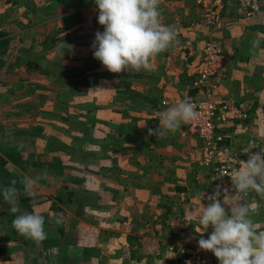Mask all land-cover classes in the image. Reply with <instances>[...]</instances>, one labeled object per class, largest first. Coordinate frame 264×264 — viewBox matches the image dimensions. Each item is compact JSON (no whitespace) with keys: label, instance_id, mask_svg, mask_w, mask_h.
Listing matches in <instances>:
<instances>
[{"label":"crops","instance_id":"0c3cea01","mask_svg":"<svg viewBox=\"0 0 264 264\" xmlns=\"http://www.w3.org/2000/svg\"><path fill=\"white\" fill-rule=\"evenodd\" d=\"M33 1L34 3H32ZM94 2L95 0H0V54L2 53L0 57L4 55V57L0 58V64L3 63L7 55L9 59H12L14 48H10V43H13L12 39L16 36L14 32H19V34L22 35L18 37L20 43L17 44L18 46L15 45L18 56L14 55V57H19V59L15 63L9 61V64L12 63L13 66H16L18 62L25 70H27L28 67H35L37 70L45 71V69L39 67L40 62L45 60L47 61V69L57 72L53 73V77L49 78V76H47L48 78L40 83L35 82H38V80L41 81V78L35 79L34 84L36 85L38 93H40L41 89L53 92L51 95H49L50 93L46 95L51 98L52 103L51 105L47 104L48 100L44 98L28 99L26 103L20 107L19 112L16 113H20L21 116L23 115L27 123L23 122L21 119H16L18 123H15V126L14 122H11L14 120V115H12V112H9L11 111V105H9V103L6 105V103L0 102V108L3 109L1 113L3 123L0 122V148L4 151L2 154L3 156H0L5 160L4 166L1 168L4 173L3 175L5 176L6 173H8L16 177L21 176V174L27 176L26 171L28 170L30 172H38L40 169H43L47 164L46 159H48V157L61 155L60 157L68 156V158L72 159V157H79V154H86V157H98V162L91 160L85 161L82 166V171H84V173L88 171L97 175L94 178H101L106 177L104 174H107L109 169L114 168L115 174L117 173L118 175L120 172L121 177L123 173L124 179H127L125 182L122 181L117 185L119 193L116 197V201L119 205L126 202L125 200H128V197L133 196L135 193L142 195L143 198L152 193H167L170 195L177 193L180 189L187 191L188 195L192 194L193 190L189 188L198 181V179L195 178L196 173L193 172L194 170L192 171V168L197 166L196 158L200 154V140L194 134L189 133L183 124L175 133L166 131L165 135L159 139L155 135L149 136L148 128H156L159 126V114L161 113H155L160 111V107L161 109L163 107V110L169 108L170 104H160L162 98H166L170 101L174 96H183L186 94L194 95L197 92L196 88L191 86L193 74L190 75L188 72L183 73V76L187 74L188 87L185 83H178L181 85L180 87L172 88L171 91L168 92L167 90H169V88L166 86L162 89L163 91L157 89V94L154 93L155 90L149 92L150 95L156 99L154 104L151 101L137 97L131 100L128 95L129 93L125 94V92H123L125 86L124 79L121 75H115L114 73L116 83L118 84L115 85L113 83L112 87L107 84L105 90L99 91L105 98L101 103H96L95 105L91 103L92 96L96 95L99 97L98 94L100 93H97L98 91H90L92 87L89 84L85 85L80 83L74 90L71 88V83L75 78L73 75L76 72L73 68L75 66L84 67V70L90 63H84V61L78 60V53H74L72 44L68 43H70V39H73L79 41L81 44L88 43L86 46H91L92 40L90 34L87 36L88 40H86V36L81 35V31L76 34L79 35L78 37H71L69 34H66L69 28L66 27L67 25L61 26V22L73 19L74 22L85 23L84 21L88 18L87 21L91 20L88 24L91 28L103 27L101 25L96 26L92 22V19L95 17L94 15H97V13L93 11ZM90 14L92 15L90 16ZM236 14L234 13L232 17L236 16ZM232 17H229L225 10L223 11V21L227 19L230 20ZM237 19L240 22H236V24L233 23V27L230 24H224L226 27L217 28L213 30L211 34L213 33V35H216L220 39V43L223 42V44L230 40L231 44L235 45L232 47L233 49H236V44L242 43V48L240 49L243 53H241L242 55L239 53L232 55L231 47L229 45L226 47L230 52L228 51V57L222 67L223 79L218 90V95L222 99L231 98L235 100H245L246 104L250 99L254 100L257 97V91L255 90H258V86H254L252 81L256 80L258 82L259 79H255L256 75L251 66L253 63V61H251L253 55H250V52H253L251 50L252 46L249 44L246 46L243 45V39L248 41L249 37L256 38L257 36H262L260 32H262L261 29L264 24V13L260 11L257 15L245 19L246 21L238 17ZM239 24L242 26V31L240 32H242L243 35L242 38L237 37L238 39L236 40H238V42L236 41L235 44L233 43L235 41L234 30ZM90 27L83 26L80 29L84 30V28H87V32L92 34L93 28L91 29ZM218 30H220V32H218ZM28 33L30 35H28ZM34 33L36 35L33 36ZM72 33H74V31H72ZM63 37H67V46L63 41H60ZM188 42L187 45L193 44L189 40ZM262 47L263 43L261 42L260 47L254 53L260 55ZM244 49L248 52L245 51L244 53ZM170 50L171 49H167L162 52L166 56V63H164V66H170L173 61V58L171 59L169 57L170 53H172ZM54 52L55 56H58L57 54L59 53L63 59H53L52 55ZM238 57L241 59H238ZM62 60L64 62H61ZM61 67L66 70L62 71L60 69ZM71 71H73L72 75L67 74V72ZM11 74L15 73H7V77H10ZM155 74H157L160 79L168 82L169 79L166 78V76L171 75V72L167 71L166 75L161 72V75H159L160 73L155 70ZM178 75L179 73L177 76L175 74L174 77L178 78ZM21 76L23 75H17V79L14 82L1 78L0 84H3L6 90L12 91L14 87H21L18 84L21 82ZM80 76H85V74L81 75L80 73ZM24 78L26 79L25 75ZM142 78L143 71L134 70V75L130 78L131 88L145 91V89L134 86L135 83L139 84L140 81L138 80ZM169 85L171 86V84ZM8 91L7 93L10 95ZM19 91L24 95L26 92L28 93L26 87H22ZM83 92H87L85 94H88V96L83 95ZM64 95L67 96L66 99ZM76 100H78V102ZM256 101L257 100L254 101V105L258 103ZM248 110L249 109H247V111ZM76 111H78V113H76ZM99 111H101V113H99ZM96 113L99 114L97 118L100 122H96V119H94L95 116H91ZM47 114L51 116L48 117V121L44 119V115ZM60 114L65 117H61L63 121L59 120L60 116L57 117ZM112 114H114V118L111 117ZM249 115H251V111L248 113V117L242 121L220 124L216 127L217 132H222L227 135L224 142H227L230 136L236 134L231 128L238 126L237 124L239 123H243L247 118L249 119ZM8 116L10 117L7 118V120L6 117ZM65 119H67L66 122H64ZM251 126L252 124L250 127ZM254 127L251 128L257 133L252 132L250 134L253 137H258L262 127ZM51 138L57 140L56 144L49 141ZM79 143L82 145H79ZM13 144H19L20 150H16H18V156L22 157V159H19L20 161H18L17 154L15 160L6 156V153H11L10 147ZM74 152L77 156L72 155ZM31 157H34V159ZM24 163H27V166H25ZM98 168L101 170L99 171ZM78 170L79 169H77V171ZM100 172L101 174L99 175ZM38 174L37 176L39 179L40 176ZM57 182L58 181H56V183ZM100 182L103 184L102 182L105 181ZM154 182H159L161 184L159 189H153ZM123 183L127 184L123 186ZM104 184L106 185V183ZM45 186H49L48 182H43L42 185H39L40 188L46 189ZM129 186L132 190H128L127 192L122 191L124 190L123 187L128 188ZM22 195L25 198L24 192H22ZM130 203L132 206H128V208H135L138 203L140 204H138L139 208L137 209H156L159 207L158 203L147 201H132ZM166 204L167 206L173 205L171 202H167ZM91 206V204L85 205V209ZM202 206L204 205L202 204ZM57 207L53 208L57 209ZM124 208L125 207H123L122 210H124ZM47 222L49 223L48 225L55 226L49 221ZM46 234L47 238L42 241L43 245H46L48 241L61 237V231L59 232L58 229L55 234L49 230ZM11 238L14 237L11 235ZM126 240L131 243L133 238L127 235ZM18 249L19 250L15 251V254L10 253L5 255V252L0 253V264H27V258L25 256L29 248H21V246H19ZM154 249L155 246L148 264H161L163 258H161L160 254L163 255L164 258L166 255L159 253V251L155 252ZM40 250L43 251L42 246H40ZM4 257H6V260L3 259ZM46 262L51 264L50 259Z\"/></svg>","mask_w":264,"mask_h":264},{"label":"rangeland","instance_id":"374dc122","mask_svg":"<svg viewBox=\"0 0 264 264\" xmlns=\"http://www.w3.org/2000/svg\"><path fill=\"white\" fill-rule=\"evenodd\" d=\"M32 3H34V1ZM259 4L258 12L256 11L247 16L240 11V0H226L225 8L227 9H225V11L227 15L232 17L234 13L237 14L230 20L227 19L226 21H223L222 16L221 27H226V24L232 25L233 23L236 24V22H240L237 17L239 19L245 20L248 19V17L257 15L260 11H263L264 13V0H259ZM93 8L94 13H97L98 15L99 10L95 5V2L93 3ZM159 11L162 15V23L173 26L178 31L177 39L179 43L168 48L171 49L170 51L172 52L170 53L169 57L171 59L173 58V61L170 65L171 67L164 66V63H166V56L161 52L152 58V70H142L143 78L138 80L140 81L139 84H134L135 87L145 89L146 92L155 90L154 93L156 94L157 89L162 90L165 86L169 88L167 92L171 91L172 88L180 87L181 85L178 83H185L187 86V74L186 76H183V73H186V69L183 65V51H189L190 48H192L193 51L194 49L196 50V48H199L203 41L209 37L220 43V39L216 35H213V33L211 34L213 30L210 32V30H207V27L203 25L200 11L193 0H161ZM91 15L92 14H90V16ZM71 20L73 19L61 22V26L67 25L66 27L69 29H67L66 34H69L71 37H78L79 35L76 34L81 31V35L86 36V40H88L87 36L90 34L91 40L93 42L96 31L99 30L102 32L104 30L103 27H92L93 30L91 34L87 32V28H84V30L80 29L83 26L90 27L88 24L91 22V20L87 21L88 18H86L84 21L85 23H77L74 22V20ZM194 22L197 24H193ZM241 28L242 26L239 24V26H237L234 30L235 41L233 43L235 44L236 41L238 42V40H236L238 39L237 37L242 38L243 34L240 32L242 31ZM72 31H74V33H72ZM261 31V37H264V24ZM218 32H220V30H218ZM14 35H16L13 37L14 39H12L14 44L10 43V48H14L12 59H9V56L7 55L3 63L0 64V79L4 78L14 82L17 79V75H23L21 76V82L18 83L21 87H14L13 89L11 88L12 91H8L5 89L3 84H0V102H4L6 105L9 103V105H11V111L9 112H12L15 120H12L11 122H14L15 124L18 123L16 119H21L23 122H26L23 115L21 116L20 113H16L19 112L20 107L23 106L28 99L33 100L36 98H44L48 100L47 104L51 105V98L47 97L46 95H48V93L51 95L53 92L41 89L40 93H38L34 82L36 78H41V81L38 80V82L35 83L45 81V79L48 78L47 76H49V78L53 77V73L57 72L53 70L50 71L51 69L48 70V67L46 66L47 61L45 60L41 61L39 66L41 69H45V71L37 70L35 67H28V69L25 70L18 62L16 63V66H13L12 63H15L19 59V57H14V55L18 56V51L15 50V45L20 43L18 37L22 36L19 34V32H14ZM28 35L30 34L28 33ZM34 35L36 34L34 33L33 36ZM253 39L255 38L249 37L248 41L243 39V45H251V41ZM188 40L193 44L187 45L189 43ZM60 41H63L65 44L68 43L67 37H63V39ZM261 42L263 43V47L261 48L262 52L260 55L258 53L255 54L254 52H250V55H253L251 58V61H253L251 66L256 75L255 79H259L258 82L256 80L252 81L254 86H258V90H255L257 91V97L254 100L250 99L246 103L247 109L251 111L249 119L247 118V120L243 121V123H239L237 124L238 126L231 128L236 134H231L232 136L228 138L227 142H224L225 145L222 146L223 148L221 153L223 156H227L237 149H240L244 144H246V142L249 140V137L255 138L250 134L254 132L251 128L254 126L262 127L257 139L259 140V151H264V40ZM68 44H72L74 53H78V60H82L84 63H90V65L84 70V67L82 68L75 66L74 68H71H73V70L75 69L76 72L81 73V75L87 74L88 84L92 87V90L90 91H98L97 93H100L98 94L99 97L96 95L92 96L91 103H94L95 105L96 103L103 102L105 98L99 91L105 90L107 84L110 87H112L113 83L117 85L118 83H116V77L112 72H109L99 60L94 58V49L90 45L86 46L88 43L81 44L77 40L70 39V43ZM220 45L225 50L226 59L228 57L227 53L229 51L226 49L228 45L232 49V55L242 53V51H240L242 48V43L236 44V49L232 48L235 45L231 44L230 40L228 42H224V44L222 42ZM243 51L245 53L247 50L244 49ZM53 55V59H63L59 53L57 54L58 56H55V52ZM2 57H4V55H2L0 58ZM238 59L241 58L238 57ZM9 61H12V63L9 64ZM61 62L64 61L62 60ZM60 69L62 71L66 70L64 68L62 69V67ZM155 70L160 73L159 75H161V72L165 73L166 75L167 71H170L172 76H166V78L169 80L168 82H165L163 79H160L157 74H155ZM12 72L15 74H11L10 77H7V73ZM72 73L73 71L67 72L69 75H72ZM178 73V78H175L174 75L176 74L177 76ZM24 75L26 79L24 78ZM73 76L75 77L74 80L82 77L80 74H74ZM169 84H171V86ZM22 87H26V91L28 89V93L26 92L25 95L19 91ZM7 91L10 93V95H8ZM85 93L87 92H83V95L88 96V94ZM66 97L67 96L64 95L65 99ZM255 100H257L256 102L258 103L254 105ZM76 101L78 102V100ZM169 107H171V105H169ZM164 110L166 111V109ZM164 110L163 107L162 109L160 107V111L158 113L156 112L155 114L163 113L162 111ZM249 110L248 112L250 113ZM2 111L3 109L0 108V122L3 123V119L1 118ZM99 113H101V111H99ZM98 115L99 114L97 113L91 115L92 117L95 116L94 119H96V122H100L97 118ZM113 115L114 114H112L111 117H113ZM9 117L10 116L6 117V119ZM44 117V119L48 121V117L51 116L47 114L44 115ZM57 117H59L60 121H63V118H65L61 114ZM66 121L67 119H65L64 122ZM251 124L252 126L250 127ZM49 141L53 144H56L57 142L55 138H51ZM79 145L82 144L79 143ZM10 149L11 153H6V156L12 160H15L17 158L16 154L17 156L19 154L18 150H16H20L19 144H13ZM75 152L72 155L77 156ZM3 153V149L0 148V155ZM85 155L79 154V157H72V159L68 158V156L60 157L61 155L48 157V159H46L47 164L43 169H40L38 172H30L29 170L26 171L27 176L38 178L37 174L39 173L38 175L40 178L37 179V182L33 187L35 195H25V198H23L22 195V192H24L22 190L23 186L19 181L17 187L20 189V194L16 202L18 211L15 213L10 210V205L4 200L2 189L7 187L8 184H12V182L17 177L13 174L9 175L6 173L5 176L3 175V177L0 178V244L10 248L5 251V255L10 253L15 254V251L19 250L18 247L21 246V248H29L28 253L25 256L27 258V264H48L46 261L49 259L51 260V264H148L149 260H151L152 250L155 246V252L159 251V253L166 255L164 258V256L160 254L161 258H163V260H161V264H167L170 263L171 259L170 253L167 250L168 243H181L182 240L183 242L185 241L187 243L198 244L197 242L200 239L202 229L198 221L192 216L188 215V213L189 210H191L193 214H198L203 207L202 204H200L202 202L197 198V190L203 179L207 177V173L205 168L198 165L197 158V168H192V171L194 170L193 172L196 173L195 178H197L198 181L194 183L195 185H192L189 188L193 190L194 193L192 192V194L188 195L187 191L180 189L174 194L168 195L167 193H152L146 195L145 198H143L142 195L135 193L133 196H129L128 200H125L126 202H123L119 205V203L116 201V197L119 193L117 185L122 181L125 182V180H127L124 179L125 177H123V173L120 177V172L117 175V173H114L115 169L112 168L107 171V174H104L106 177L94 178L97 175L88 171L84 173V171H82V166L83 163L88 160L98 162V157H86ZM31 158L34 159V157ZM19 159H22V157L18 156V161H20ZM24 165L27 166V163H24ZM77 169L79 170L77 171ZM100 174L101 172L99 175ZM21 175L22 177L25 176L23 174ZM61 180L64 182H61ZM56 181L58 182L56 183ZM100 181H105L102 183H106V185L101 184ZM43 182H48L49 184V186H45L46 189L39 187V185H42ZM125 184L127 183H123V186ZM153 185V189H159L161 186L159 182H154ZM61 189L63 190L61 195L64 196L62 197L64 200H61L57 197V194L61 192L59 191ZM123 189L124 190L122 191L125 192L132 190L130 186L128 188L123 187ZM66 193H68V195H66ZM75 195H84L83 202H85V205L87 206L88 204H91L92 206L88 207L89 209H85V205H79V203L76 201L74 198ZM69 197L74 198V200H67ZM222 199L223 197L221 200ZM244 199L246 202L257 203L260 205L258 213L252 218L257 225L258 231H264V199H261V197L255 191H249ZM132 201L154 202L158 203L160 208L137 209L139 208L138 204L140 203L136 204L137 206L135 208H128V206H132L130 203ZM167 202H171L173 205L167 206ZM57 206L60 209L53 208ZM123 207H125L124 210H122ZM29 209L35 210L37 213H40L44 216V230L46 233L49 230L55 234L58 229L59 232L61 231V237L48 241L46 245H43V242L37 244L34 240L20 235L14 229L12 221L17 215L29 213ZM58 214L62 217V223L60 224H57L54 219ZM47 221L54 224L55 226L48 225L49 223ZM211 231L212 229L209 227L207 231L203 232L204 238H207ZM11 235L15 238V240L14 238H11ZM127 235H130L133 238L131 243L126 240ZM40 246L43 247V251L40 250ZM5 258L6 257L3 259L6 260ZM212 262V264H219L217 258Z\"/></svg>","mask_w":264,"mask_h":264},{"label":"clouds","instance_id":"9594fccd","mask_svg":"<svg viewBox=\"0 0 264 264\" xmlns=\"http://www.w3.org/2000/svg\"><path fill=\"white\" fill-rule=\"evenodd\" d=\"M160 2L95 0L99 10L98 23L104 30L96 31L91 47L94 49V58L109 72L151 71L152 58L179 43L177 30L162 23ZM261 40L264 37L257 36L251 41L253 52L260 47ZM198 117L195 104L190 98H185L161 113L159 126L148 128V135H155L159 139L166 131L175 133L182 124L191 123ZM255 147L249 144L243 149L242 153L247 155V159L242 160L239 168L230 176L231 192L224 189L221 200V186L217 185L214 192L201 194V199H207L209 203L204 204L198 214H193L191 210L188 213L198 221L202 229L197 242L199 249L211 251L219 264H264V231H258L252 218L258 213L260 205L244 199L249 191H255L264 199V151H254ZM37 179L22 177L20 183L25 195H35L33 187ZM2 194L10 210L17 212L16 202L20 189L16 187V182L3 188ZM54 219L57 224L62 223L59 214ZM44 223V216L35 210L17 215L12 221L20 235L37 244L47 238ZM209 227L212 231L204 238L203 232Z\"/></svg>","mask_w":264,"mask_h":264},{"label":"built area","instance_id":"2783aa9c","mask_svg":"<svg viewBox=\"0 0 264 264\" xmlns=\"http://www.w3.org/2000/svg\"><path fill=\"white\" fill-rule=\"evenodd\" d=\"M201 14V21L210 32L222 26L223 0H194ZM259 0H240V11L249 16L259 10ZM193 24H197L194 22ZM178 32V31H177ZM186 46V45H184ZM184 68L190 75L191 86L197 92L194 95L174 96L170 101L162 98L161 105L170 104L185 98H190L195 104L199 114L197 120L185 125V129L194 134L200 140V154L197 163L206 169L207 177L203 179L197 190V198L202 204L209 203L207 199L202 200L201 194L214 192L217 185L221 186V197L223 190L231 192L230 176L238 169L242 160L247 159L243 149L249 144H254V151L259 152L257 137L249 140L240 149L223 156L222 146L227 137L225 133L217 132L216 127L220 124H228L242 121L248 116L245 100L231 98L222 99L218 90L222 83V67L226 59L225 50L219 42L211 37L206 38L199 48L183 51ZM183 239V238H182ZM167 250L173 258V264H212L216 257L211 251L200 250L198 244L183 242L168 243Z\"/></svg>","mask_w":264,"mask_h":264},{"label":"trees","instance_id":"16d2710c","mask_svg":"<svg viewBox=\"0 0 264 264\" xmlns=\"http://www.w3.org/2000/svg\"><path fill=\"white\" fill-rule=\"evenodd\" d=\"M224 1V8H223V11L225 10V0ZM93 24L94 25H100L98 23V15H96L94 18H93ZM102 26V25H101ZM76 75H79L80 73L79 72H75ZM115 75H121L122 78L124 79L125 81V86H124V89H123V92H125V94L129 93L128 95L130 96V99L131 100H134L135 97L137 98H142V99H145V100H148V101H151L153 104L155 103L156 99L155 97H152L150 95L149 92H146V91H138L134 88H131V77L134 75V70H127V71H124L122 73H114ZM87 74H85V76H82L81 78H77L76 80H74L72 83H71V88L74 90L76 88V86L80 83L82 84H87L88 85V81H87ZM72 91V90H71ZM76 113H78V111H76ZM2 156H0V176L3 177V170L1 168H3L4 166V163H5V160L3 158H1ZM6 170V169H5ZM98 170L100 171L101 169L98 168ZM97 170V171H98ZM22 178V175L21 176H18L14 181L16 182V187L19 183V181L21 180ZM61 182H64L63 180H61ZM11 185V184H8L7 187ZM65 187V186H64ZM18 188V187H17ZM61 191L59 194H57V197L60 198L61 200H64L62 197H64L63 195H61L63 193V190H59ZM69 193V192H68ZM68 193H66V195H68ZM70 195V193H69ZM1 196V195H0ZM24 198V197H23ZM74 198L76 199V201L81 204V205H84L85 202H83V199H84V195H75ZM74 198H67V200H74ZM87 198V197H86ZM59 209V207H57ZM33 212L32 209H29V213ZM7 249H10L8 247H5L3 244H0V253H4ZM170 263H167V264H173V258L170 257ZM169 262V260H168Z\"/></svg>","mask_w":264,"mask_h":264}]
</instances>
